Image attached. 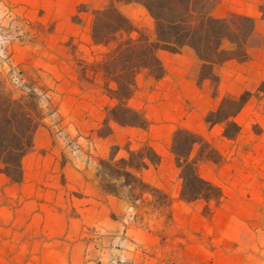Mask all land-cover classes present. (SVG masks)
I'll return each instance as SVG.
<instances>
[{"label":"rangeland","instance_id":"rangeland-1","mask_svg":"<svg viewBox=\"0 0 264 264\" xmlns=\"http://www.w3.org/2000/svg\"><path fill=\"white\" fill-rule=\"evenodd\" d=\"M261 2H250L246 7L233 5L235 9L229 8L228 3L226 18L235 25L238 15L244 10L251 12L253 7L259 11ZM120 9L154 39V21L141 5L121 3ZM223 11L220 8L216 14ZM41 15L42 11L36 12L31 6L21 8L0 0V78L15 97L35 92L44 116L54 115L58 108L56 98L64 95L57 87L58 79L68 77L73 84L90 89L103 110V118L98 116L92 125L98 136L105 109L114 101H108L101 75L93 74L89 68L85 72V67L100 62L108 51L92 44V14L88 13L86 21H75L80 24L78 32L65 39L69 57L63 55L62 59L71 64L54 69L45 68L43 59L47 57L40 54V46L50 48L55 44L48 35L55 32L56 26L39 19ZM256 23V34L261 36L264 21L259 17ZM250 53L246 62L230 61L217 68L218 82L205 80L200 85L195 64L188 58L183 64L172 61L179 85L175 92L167 90L158 97L152 94L154 88L149 80L154 78L148 71L137 75L136 91L129 104L146 115L147 103L150 125L141 129L112 124L109 154L113 146L119 147L118 157L125 156L128 147L136 150L151 146L160 162L139 175L163 193L149 191L140 199L131 200L125 189L119 196L125 204L106 203L109 208L102 213L98 210L86 215L80 241V251L89 257L84 264H264V180H257L255 168L251 176L246 174L247 160L264 157V47L253 48ZM50 62L55 63V59ZM245 92L251 96L234 118L240 126L237 137H225L224 124L206 123L205 116L216 110L224 98ZM59 124L56 117L49 128L55 138L64 140L65 157L77 159L86 155L89 162L94 160L97 152L91 134L87 135L84 148L78 140L67 139ZM180 127L196 132L214 149L211 160L200 162L199 172L221 188L223 197L219 201L186 203L180 199L181 179L170 150L173 133ZM198 149L199 146L192 156Z\"/></svg>","mask_w":264,"mask_h":264},{"label":"trees","instance_id":"trees-1","mask_svg":"<svg viewBox=\"0 0 264 264\" xmlns=\"http://www.w3.org/2000/svg\"><path fill=\"white\" fill-rule=\"evenodd\" d=\"M221 0H108L100 9L91 11L90 36L94 45L108 48L103 59L85 67L100 74L105 94L114 101L106 107L99 137L113 134L112 124L121 127L147 129L150 122L143 111L129 101L136 91L137 75L147 70L155 80L166 75L159 51L179 54L185 47L193 50L199 61L197 83L219 81L217 68L227 62L243 63L251 58L250 50L264 47V32L256 34V19L238 15L233 25L228 18L215 15ZM141 5L154 21V39L138 29L120 9V4ZM86 5L79 12L88 11ZM259 11L264 20V0ZM73 21L80 22L79 16ZM138 33L133 37V33ZM262 91V90H261ZM251 96L245 92L238 97L224 98L216 110L205 116L209 125L224 124L223 135L234 139L240 132L235 116ZM44 117L39 96L31 91L19 97L7 89L0 78V172L11 181L23 180V159L34 147V136ZM198 152L192 156L195 148ZM181 179L180 199L186 203L219 201L221 188L203 178L201 161L211 160L214 149L196 132L184 127L176 129L170 147ZM119 147L113 146L107 158L99 162L98 175L104 192L120 196L128 190L131 200L140 199L145 192L163 193L146 183L139 173L160 162L158 153L148 145L140 149L126 148L118 157ZM168 198L166 194H164Z\"/></svg>","mask_w":264,"mask_h":264},{"label":"crops","instance_id":"crops-1","mask_svg":"<svg viewBox=\"0 0 264 264\" xmlns=\"http://www.w3.org/2000/svg\"><path fill=\"white\" fill-rule=\"evenodd\" d=\"M6 1L21 8L31 6L36 12L42 11L39 19L55 23V32L48 35L55 44L50 48L40 46V54L47 57V60L43 59L46 69L71 64L62 56L69 57L65 39L75 35L80 27L73 18L78 15L80 20L86 21L88 13L107 3L104 0ZM250 2L260 0H221L214 13L226 17V4L230 3L229 8L235 9L233 5L246 7ZM81 4L86 5L89 11L79 12ZM220 8L224 11L217 15ZM251 10H244L241 14L257 21L261 17L260 11L254 7ZM159 57L165 65L166 75L159 80H149L154 88V97L167 90L176 91L179 79L174 76L172 61L181 63L188 58L197 70L199 68L197 57L188 47L179 54L161 50ZM52 59L55 63L50 62ZM58 81L57 87L64 95L56 98V113L53 116L46 114L35 133L34 147L23 159V180L15 183L0 172V264H84L89 260L83 250L80 251L85 216L96 214L98 210L102 213L104 208H109L106 203L120 206L126 202L119 196L104 192L98 175L99 162L109 155L111 145L110 136H97L92 126L98 116L103 118L102 105L95 101L93 91L83 85L73 84L68 77ZM108 101L113 102L110 98ZM144 110L147 117V103ZM56 117L65 130L66 138L78 140L84 148L88 143L87 135L91 134L97 152L94 160L89 162L86 155L77 159L65 157L64 140L55 138L49 128ZM253 168L257 170V180H264V157L247 160V177L252 175ZM128 202L130 206L134 205Z\"/></svg>","mask_w":264,"mask_h":264},{"label":"built area","instance_id":"built-area-1","mask_svg":"<svg viewBox=\"0 0 264 264\" xmlns=\"http://www.w3.org/2000/svg\"><path fill=\"white\" fill-rule=\"evenodd\" d=\"M55 113H56V111L53 114H55Z\"/></svg>","mask_w":264,"mask_h":264}]
</instances>
